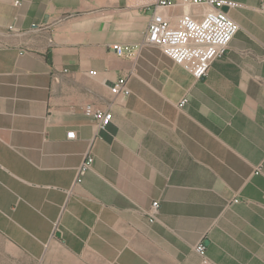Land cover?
Wrapping results in <instances>:
<instances>
[{
	"label": "crops",
	"instance_id": "0c3cea01",
	"mask_svg": "<svg viewBox=\"0 0 264 264\" xmlns=\"http://www.w3.org/2000/svg\"><path fill=\"white\" fill-rule=\"evenodd\" d=\"M236 1L198 81L145 43L189 7L0 0V264H264V0Z\"/></svg>",
	"mask_w": 264,
	"mask_h": 264
},
{
	"label": "built area",
	"instance_id": "2783aa9c",
	"mask_svg": "<svg viewBox=\"0 0 264 264\" xmlns=\"http://www.w3.org/2000/svg\"><path fill=\"white\" fill-rule=\"evenodd\" d=\"M238 6L236 0H159L157 8L189 7L191 13H183L173 24L160 14L153 13L145 35V43L158 48L166 57L182 67L195 80L204 79L212 63L223 57L233 37L239 31L238 24L232 20L227 10ZM118 56L128 52L127 48L114 46L112 48ZM111 93L126 98L130 95L127 80L118 79L110 88ZM186 101L181 100L179 109ZM84 114L95 120L99 130H104L110 122V114L92 105L84 107ZM68 139H74L75 133L67 134ZM93 155L87 153L83 163L78 168L76 183H80L83 175L93 164ZM159 205L153 202L147 212L149 222L157 219ZM205 245L201 242L196 251L205 256Z\"/></svg>",
	"mask_w": 264,
	"mask_h": 264
},
{
	"label": "water",
	"instance_id": "95a60500",
	"mask_svg": "<svg viewBox=\"0 0 264 264\" xmlns=\"http://www.w3.org/2000/svg\"><path fill=\"white\" fill-rule=\"evenodd\" d=\"M223 10H224V11H227V8H224Z\"/></svg>",
	"mask_w": 264,
	"mask_h": 264
}]
</instances>
